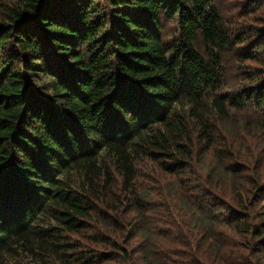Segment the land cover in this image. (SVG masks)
<instances>
[{
	"label": "trees",
	"instance_id": "1",
	"mask_svg": "<svg viewBox=\"0 0 264 264\" xmlns=\"http://www.w3.org/2000/svg\"><path fill=\"white\" fill-rule=\"evenodd\" d=\"M233 35L213 0H0V264L108 260L126 225L145 264H200L232 236L264 251V216L246 212L264 155L242 127L264 130V72L245 71L264 47ZM206 153L211 188L239 206L216 196L227 217L199 194L177 204Z\"/></svg>",
	"mask_w": 264,
	"mask_h": 264
},
{
	"label": "rangeland",
	"instance_id": "2",
	"mask_svg": "<svg viewBox=\"0 0 264 264\" xmlns=\"http://www.w3.org/2000/svg\"><path fill=\"white\" fill-rule=\"evenodd\" d=\"M264 0H213L216 8L219 10L222 19L231 26V30L234 32L233 38H236L241 35H246V40L244 41V45H246V42L249 40V45H254L255 43H261L258 44L259 48L264 47V6L262 5V2ZM261 31V34L258 36L254 35L255 32ZM253 37V38H252ZM252 38V39H251ZM262 62H264V58L261 59ZM247 68L245 71L248 72V74H255V75H263L262 72H264V64L259 62H247ZM247 117V116H245ZM252 116H248L247 118H251ZM241 124H244L243 122ZM244 129L249 130L250 134V140L246 142V149L247 153L253 154L255 158L259 155L260 151L262 150V154L264 155V130L258 129L259 125L251 124V125H244L242 126ZM261 131L262 133L258 132ZM245 155H248V154ZM250 160V159H249ZM252 161V163H251ZM248 164L250 168L253 167L254 158L251 160ZM210 164V165H209ZM209 165V166H208ZM211 168H216V163L214 162L212 156L210 154L205 155H196L193 158V161L191 163V168L186 171L185 175L183 176V180L181 181V184L189 183V186L191 187V190L185 192V194L179 198L177 201V204L180 205L182 208H188L193 205L192 203L194 200L197 199L198 194L200 196H206V199L213 204L214 209H217L221 211V217H227L228 216V209L229 207L224 206H218L217 202L219 201L216 196H220L223 200L227 201L229 206L233 207L234 209L238 210L239 206H235V204H232V200L230 196H224L221 193L223 190L221 189H215L213 190L210 186L211 182V176L209 174V170ZM257 173H263V170H252L251 172H247L248 176L256 178ZM176 179L178 181L180 178L173 177V179ZM214 180V178H213ZM145 183V186H152L155 190L152 193L151 199H149L150 202L158 201V186L154 182H148L147 180H141ZM221 181H225V179L221 178ZM238 182V180H237ZM215 183V182H214ZM264 184V181H263ZM196 187H201L200 193L197 192L195 189ZM212 195V196H211ZM213 197V198H212ZM160 202V201H159ZM246 212L253 216V218L260 213V215L264 216V197H262L258 204L256 206L250 207L248 206L246 209ZM253 221L258 220L255 218ZM177 222H175L176 224ZM174 224V225H175ZM150 225H153L155 228H158V223L152 221L150 222ZM173 225V226H174ZM132 225H126L125 227V233L123 237H121V240L118 242V245L123 248L126 252H119V250L112 251V250H102V253H108L112 257L108 260H101L100 262H96L94 264H145L144 261L141 259V253H138V243L141 241V237H137L133 240H130L129 235L132 231ZM74 239V242L78 244V246L82 245L84 247H89L86 245V243L83 241L82 238H80L77 235L72 236ZM225 243L228 244L229 238L224 240ZM233 246L229 247L226 252H217L216 250L213 251V255H208V258H201L198 259V257H194L193 261H199L200 264H211L214 260V264H242L243 261L240 260L242 256H247L246 250L242 249L244 247L252 248V242L248 238L247 240H243L241 238H235L232 236L231 239ZM73 242V241H72ZM169 244H165L166 248L170 251L171 248L168 246ZM164 247V245H163ZM249 249V251L252 250ZM78 251L83 250V248L79 247L77 249ZM170 254V253H167ZM89 255V254H88ZM170 259L167 261L168 264H186L182 258H176L172 256V254L169 255ZM37 258V257H36ZM70 258V259H69ZM69 262L66 264H83L82 261H75V256L71 255L68 257ZM99 260V258H98ZM251 260L253 264H260L261 262L264 263V251H260V254H254L252 258L248 259V262ZM191 262V263H192ZM22 264H65L60 263L58 261H52L47 258H44L43 260L34 261L33 257H23L21 258Z\"/></svg>",
	"mask_w": 264,
	"mask_h": 264
}]
</instances>
